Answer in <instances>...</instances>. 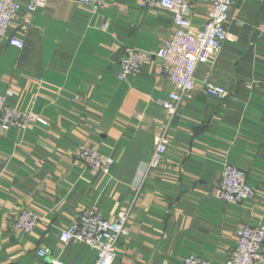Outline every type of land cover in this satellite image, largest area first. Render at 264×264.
I'll use <instances>...</instances> for the list:
<instances>
[{"label": "crops", "instance_id": "1", "mask_svg": "<svg viewBox=\"0 0 264 264\" xmlns=\"http://www.w3.org/2000/svg\"><path fill=\"white\" fill-rule=\"evenodd\" d=\"M210 1L195 0L193 28L204 25ZM21 7L0 38V95L11 89L8 105L47 123L0 133V264H94V249L58 237L90 207L106 219L130 213L112 264H181L192 254L225 264L237 228L264 226V0H233L229 38L196 66L194 88L170 119L164 158L146 173L169 117L159 102L174 86L156 56L125 80L119 60L127 48L154 54L174 33L171 14L137 0L97 8L47 0L31 15ZM206 83L224 94H207ZM81 146L110 157L109 173L79 161ZM225 164L246 172L253 198L217 197ZM25 208L39 221L22 234L14 223Z\"/></svg>", "mask_w": 264, "mask_h": 264}, {"label": "built area", "instance_id": "2", "mask_svg": "<svg viewBox=\"0 0 264 264\" xmlns=\"http://www.w3.org/2000/svg\"><path fill=\"white\" fill-rule=\"evenodd\" d=\"M47 0H0V38L6 36L8 28L21 11V3L25 4V12L32 14L37 8L45 5ZM91 7H100L115 3L116 0H78ZM142 8L163 9L168 11L173 20L174 33L165 40L154 54L127 48L119 60L117 78L125 80L128 76L140 72L153 55L160 59V69L174 86L167 97L159 103L168 113V122L162 126V132L156 137L151 158L144 168L157 167L164 158L167 149V128L180 102L194 88V72L199 63L211 60L229 38L226 24L233 0H211L206 21L202 28L195 29L191 25V13L195 0H137ZM8 43L22 48L23 40L17 36H8ZM204 91L221 97L224 89L218 84H204ZM11 89L0 95V133L11 127L29 128L33 124L45 125L47 121L33 112L23 111L7 104L11 97ZM76 158L87 168L108 174L113 160L100 153L96 148L81 146L76 151ZM1 161V158H0ZM255 189L247 184L246 172L231 164L223 166L221 178L217 186V197L230 203H239L255 196ZM130 217L128 210L119 211L111 219L104 218L95 207L81 210L74 220L59 232V240L63 244L70 241L81 242L96 252L94 264H112L117 255V243L125 233V226ZM39 216L30 209L19 210L14 227L20 233H29L37 225ZM236 244L227 254L225 264H257L264 263L262 248L264 245V226H240L235 231ZM38 251L39 256L45 255ZM65 264H78L68 261ZM181 264H209L197 255H189Z\"/></svg>", "mask_w": 264, "mask_h": 264}]
</instances>
